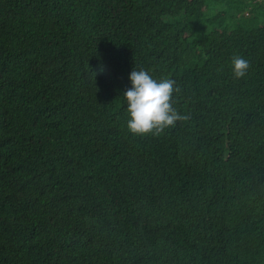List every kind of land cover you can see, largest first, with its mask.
<instances>
[{"label":"trees","instance_id":"obj_1","mask_svg":"<svg viewBox=\"0 0 264 264\" xmlns=\"http://www.w3.org/2000/svg\"><path fill=\"white\" fill-rule=\"evenodd\" d=\"M0 31V264H264V0H0ZM133 68L189 118L132 134Z\"/></svg>","mask_w":264,"mask_h":264},{"label":"clouds","instance_id":"obj_2","mask_svg":"<svg viewBox=\"0 0 264 264\" xmlns=\"http://www.w3.org/2000/svg\"><path fill=\"white\" fill-rule=\"evenodd\" d=\"M231 67L234 77L240 79L246 76L250 61L237 55L233 57ZM129 80L131 87L123 96L129 116L127 128L132 134L158 135L176 122L189 118L173 106V94L177 91L174 80L154 78L143 68H133Z\"/></svg>","mask_w":264,"mask_h":264},{"label":"bare ground","instance_id":"obj_3","mask_svg":"<svg viewBox=\"0 0 264 264\" xmlns=\"http://www.w3.org/2000/svg\"><path fill=\"white\" fill-rule=\"evenodd\" d=\"M20 5V4H19ZM18 5V6H19ZM248 5V4H247ZM47 7V6H46ZM49 7V6H48ZM21 9V8H20ZM14 10V9H13ZM8 11V10H7ZM10 12V11H9ZM49 12V11H48ZM66 12V11H65ZM20 13V12H19ZM14 14V13H13ZM182 14V13H181ZM249 14V13H248ZM15 15V14H14ZM254 17V16H253ZM9 18V17H8ZM39 18V17H38ZM73 18V17H72ZM3 19V18H2ZM56 19V18H55ZM65 19V18H64ZM9 20V19H8ZM40 20V19H39ZM3 23V22H2ZM33 24V23H32ZM43 24V23H42ZM242 26V25H241ZM4 27V26H3ZM26 27V26H25ZM36 27V26H35ZM38 28V27H37ZM45 28V27H44ZM10 29V28H9ZM33 29V28H32ZM3 31V30H2ZM1 32V31H0ZM38 34V33H37ZM6 36V35H5ZM33 36V35H32ZM14 37V36H13ZM28 45V44H27ZM35 45V44H34ZM39 48V47H38ZM34 49V48H33ZM4 50V49H3ZM37 50V49H36ZM54 50V49H53ZM78 50V49H77ZM82 51V50H81ZM48 53V52H47ZM69 54V53H68ZM28 55V54H27ZM33 55V54H32ZM45 55V54H44ZM29 56H31V55H29ZM41 56V55H40ZM81 57V56H80ZM48 58V57H47ZM32 61V60H31ZM35 62V61H34ZM31 63V62H30ZM39 65H41V64H39ZM35 67V66H34ZM38 67V66H37ZM33 69V68H32ZM33 72V71H32ZM36 73V72H35ZM72 84V83H71ZM30 91V90H29ZM73 103H75V102H73ZM181 105V104H180ZM34 113V112H33ZM35 115V114H34ZM33 125V124H32ZM36 128V127H35ZM31 129V128H30ZM39 129V128H38ZM41 131V130H40ZM42 138H44V137H42ZM75 152V151H74ZM7 154V153H6ZM47 154V153H46ZM47 157V156H46ZM39 159V158H38ZM172 159V158H171ZM24 161V160H23ZM47 164V163H46ZM4 168V167H3ZM25 170V169H24ZM28 170H29V168H28ZM38 172V171H37ZM29 174V173H28ZM37 177V176H36ZM31 179V178H30ZM29 181V180H28ZM32 181V180H31ZM13 182V181H12ZM24 183V182H23ZM31 192V191H30ZM27 199V198H26ZM148 200V199H147ZM31 202V201H30ZM117 204V203H116ZM81 214V213H80ZM85 215V214H84ZM84 218V217H83ZM53 224V223H52ZM85 225V224H84ZM78 229V228H77ZM64 231V230H63ZM31 232V231H30ZM33 233V232H32ZM36 233V232H35ZM23 234V233H22ZM71 234V233H70ZM74 234V233H73ZM11 236V235H10ZM29 236V235H28ZM68 236V235H67ZM81 236V235H80ZM25 237V236H24ZM27 238V237H26ZM68 238V237H67ZM32 239V238H31ZM71 239H73V238H71ZM76 239V238H75ZM78 239V238H77ZM61 240V239H60ZM66 241V240H65ZM78 241V240H77ZM72 243H74V242H72ZM76 243V242H75ZM8 245V244H7ZM20 245V244H19ZM60 245V244H59ZM66 245V244H65ZM64 245V246H65ZM78 245V244H77ZM80 245V244H79ZM68 247V246H67ZM36 248V247H35ZM59 248V247H58ZM74 248V247H73ZM24 249V248H23ZM77 249V248H76ZM69 251V250H68ZM71 251V250H70ZM77 251H79V250H77ZM55 253V252H54ZM78 253V252H77ZM22 255V254H21ZM27 258V257H26ZM75 259V258H74ZM78 259H79V257H78ZM8 260H9V258H8ZM21 263V262H20ZM28 264V263H27ZM36 264V263H35Z\"/></svg>","mask_w":264,"mask_h":264}]
</instances>
